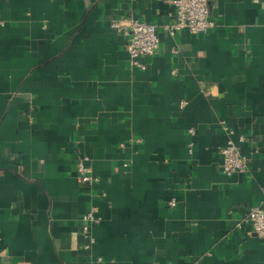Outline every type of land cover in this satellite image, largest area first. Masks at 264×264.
<instances>
[{
  "label": "crops",
  "instance_id": "1",
  "mask_svg": "<svg viewBox=\"0 0 264 264\" xmlns=\"http://www.w3.org/2000/svg\"><path fill=\"white\" fill-rule=\"evenodd\" d=\"M207 2L169 34L173 0H0V264H264V0ZM133 20L160 26L145 69Z\"/></svg>",
  "mask_w": 264,
  "mask_h": 264
},
{
  "label": "built area",
  "instance_id": "2",
  "mask_svg": "<svg viewBox=\"0 0 264 264\" xmlns=\"http://www.w3.org/2000/svg\"><path fill=\"white\" fill-rule=\"evenodd\" d=\"M175 15L173 21L165 23L161 28L169 34L178 30L187 29L193 34L209 32L215 25L210 17L207 0H173ZM120 26L119 23L116 24ZM131 30L126 42V50L129 53L131 64L135 68L145 69L147 67L143 58L155 54L160 46L159 27L152 22L133 20L130 24ZM186 102L182 101L181 105ZM194 132V129H191ZM220 151L223 155L222 168L225 173L245 172L249 167V158L241 152L233 140H229ZM79 180L81 182L97 181L98 178L92 174L91 168L83 161L77 163ZM175 198L170 200L171 205H176ZM100 221L97 206H91L82 216V231L88 236L86 246L94 242V237L89 234L90 228ZM244 221L262 238H264V210L261 206L253 207Z\"/></svg>",
  "mask_w": 264,
  "mask_h": 264
}]
</instances>
